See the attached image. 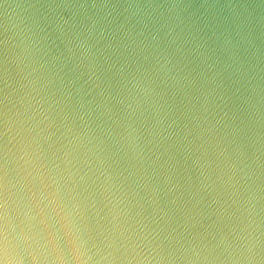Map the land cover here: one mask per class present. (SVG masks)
Here are the masks:
<instances>
[{
	"label": "clouds",
	"instance_id": "clouds-1",
	"mask_svg": "<svg viewBox=\"0 0 264 264\" xmlns=\"http://www.w3.org/2000/svg\"><path fill=\"white\" fill-rule=\"evenodd\" d=\"M0 264H264V0H0Z\"/></svg>",
	"mask_w": 264,
	"mask_h": 264
}]
</instances>
